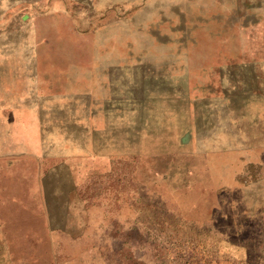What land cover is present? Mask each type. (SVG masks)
Here are the masks:
<instances>
[{
    "label": "rangeland",
    "instance_id": "obj_1",
    "mask_svg": "<svg viewBox=\"0 0 264 264\" xmlns=\"http://www.w3.org/2000/svg\"><path fill=\"white\" fill-rule=\"evenodd\" d=\"M0 264H264V0H0Z\"/></svg>",
    "mask_w": 264,
    "mask_h": 264
}]
</instances>
